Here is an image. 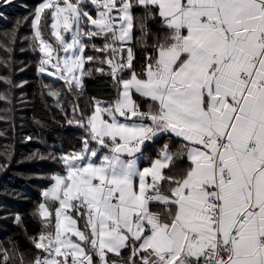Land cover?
Here are the masks:
<instances>
[{"label":"snow or ice","instance_id":"obj_1","mask_svg":"<svg viewBox=\"0 0 264 264\" xmlns=\"http://www.w3.org/2000/svg\"><path fill=\"white\" fill-rule=\"evenodd\" d=\"M31 16L41 96L83 135L28 157L58 166L32 213L37 251L0 243V264H264V0H42ZM94 71L115 95L85 111L64 93ZM27 83L0 75V102Z\"/></svg>","mask_w":264,"mask_h":264},{"label":"trees","instance_id":"obj_2","mask_svg":"<svg viewBox=\"0 0 264 264\" xmlns=\"http://www.w3.org/2000/svg\"><path fill=\"white\" fill-rule=\"evenodd\" d=\"M41 2L13 0L12 5L0 8V43L7 44L12 39V31L17 28V21L20 22L15 43L11 45L10 68H0V75L11 76L14 84L28 81L23 88L10 89L11 103L0 102V165L7 164L6 168L0 169V243L11 247V242H16L20 251L26 254V261H30L37 251L32 248L27 235L40 231L38 219L32 216L33 210L41 200V189L50 183L45 177L58 168L50 160H29L28 157L37 150L47 156L50 151L79 149L83 135L80 129L65 124V117L55 106L54 98L41 96V77L37 75L40 53L33 52L29 40L25 39L32 34L31 13ZM136 35H139L138 31ZM148 42L151 44V39ZM95 43L101 45L102 41L97 39ZM135 50L134 63L139 70L144 62V52L138 46ZM6 55L0 49V60ZM86 55L99 54L86 49ZM103 67L107 69V65ZM52 81V77L43 78V83ZM84 83L83 96L75 97L66 91L64 94L67 100L78 103L85 111L89 109L92 97L111 100L115 95L108 76L94 71L91 77L84 78ZM54 87L62 89L63 82H56ZM0 92H6L4 85H0ZM28 136L33 139L26 140ZM17 214L23 218L21 225L15 223Z\"/></svg>","mask_w":264,"mask_h":264},{"label":"crops","instance_id":"obj_3","mask_svg":"<svg viewBox=\"0 0 264 264\" xmlns=\"http://www.w3.org/2000/svg\"><path fill=\"white\" fill-rule=\"evenodd\" d=\"M162 143H163V141H162L161 143H157V144H155V145H152V146L148 149L149 153L155 151L156 148H159L160 145H161Z\"/></svg>","mask_w":264,"mask_h":264}]
</instances>
